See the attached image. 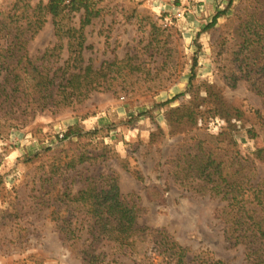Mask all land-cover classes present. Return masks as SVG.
<instances>
[{
  "label": "rangeland",
  "instance_id": "obj_1",
  "mask_svg": "<svg viewBox=\"0 0 264 264\" xmlns=\"http://www.w3.org/2000/svg\"><path fill=\"white\" fill-rule=\"evenodd\" d=\"M48 1L0 0V20L20 19L32 12L28 4ZM215 1L209 17L197 15L198 0H91L89 23L84 9H67L60 18L64 31L83 26L82 38H72L74 46L83 44L82 62L75 64L69 60L68 36L60 52L41 59L58 43L50 15L32 40L26 33L15 35L17 44L28 41L25 50L36 66L99 70L115 60L125 63L121 74L100 80L111 83V91L95 92L74 108L35 113L24 97L0 111V264H169L166 247L156 238L163 235L189 250V264H257L246 259L244 245L226 239L227 203L197 181L181 186L173 177L177 159L193 153L200 140L208 139V148L219 147L211 141L227 124L215 113L217 98L241 114L233 121L237 149L243 155L262 150L264 157V96L257 92L264 87V39L253 46L243 37L248 8L264 0ZM217 16L216 25L206 29ZM11 42L2 41L1 47ZM16 66L26 68V57ZM194 104L197 129L174 132L168 112ZM76 126L83 137L66 140L68 129ZM81 152L99 158L67 168ZM112 174L123 195L139 196V225L163 235L131 248L92 245L90 216L68 197L92 179ZM255 177L264 180V160H257Z\"/></svg>",
  "mask_w": 264,
  "mask_h": 264
},
{
  "label": "trees",
  "instance_id": "obj_2",
  "mask_svg": "<svg viewBox=\"0 0 264 264\" xmlns=\"http://www.w3.org/2000/svg\"><path fill=\"white\" fill-rule=\"evenodd\" d=\"M27 6L29 10L32 9L30 14L27 10L20 19L9 16L8 19L0 20V111L26 97L27 106L32 103V110L35 113L62 112L83 104L95 92L111 91L114 88L111 83L105 85L100 80L104 82L108 75L121 74L124 61L115 60L99 70L93 69L90 65L83 68L71 64L53 69L54 66L34 64L25 50L28 41L23 40L21 44L15 43L18 39L15 35L18 33H26L32 40L43 29L47 16L50 15L58 43L46 50L41 59L45 61L47 57L60 52L63 49L62 40L68 36L69 60L73 64L82 62L83 44L80 42L78 46H74L72 38L76 40L82 38L78 35H82L83 26L79 30L70 27L64 31L60 18L67 9L71 11L84 9L86 23H89L91 0H74L69 5H66L64 0H49L46 5L40 4L33 8L29 4ZM15 8L18 10L16 4L13 9ZM16 14L14 13L13 16ZM217 18L218 16L206 29L213 28ZM249 23L250 27H248ZM244 24L247 28L243 30L245 43L252 41L249 44L261 46L264 39V1L248 8V20ZM247 30L252 33H247ZM249 34H252L253 39L246 37ZM10 38L12 42L9 46L1 47V42H8ZM24 57H26V68L18 70V66L13 67L14 62L19 65ZM22 72L24 77L21 76ZM23 78L26 85L22 83ZM193 78L194 75L190 81ZM263 89L257 90L261 96H264ZM211 97L213 96L210 94L208 99L210 100ZM214 106L215 113L227 124V128L216 138V141H211L213 145L219 147L208 148L206 145L208 139L200 140L193 153L188 152L177 159L179 171H176L173 177L181 186L197 181L211 196L226 202L230 210L229 217L224 219L226 239L234 245H244L248 261L255 258L257 264H264V180H255L256 162L264 160L263 152L259 150L253 155H243L237 149L234 135L237 125L233 123L234 120H241V114L239 112L234 114V109L228 107L220 98L216 99ZM197 108L198 105L194 104V106L170 110L168 112L169 126L174 132H186L185 135L192 132L194 128L197 129L199 121ZM82 132L78 126L70 127L64 138L66 140L74 137L82 138ZM251 132L250 129L249 133L252 134ZM152 137H155V133ZM253 137L255 136L252 135ZM98 158L99 156L81 152L70 159L67 168L74 169L87 162L93 163ZM137 178L140 180L139 177ZM68 201L72 203V206L79 210L81 208L86 215L90 216L93 226L87 233L92 245L106 242L131 248L156 233L163 235V232L139 225L140 213L143 211L140 198L135 194L123 195L115 174L101 175L99 178L92 179L76 195L68 197ZM63 232L66 236H70V239L75 238L72 231L64 230ZM163 236H156V238L161 247H166L165 252L169 254L168 259L171 260L169 264H189L187 261L189 250L166 235ZM211 264L226 263L213 260Z\"/></svg>",
  "mask_w": 264,
  "mask_h": 264
},
{
  "label": "crops",
  "instance_id": "obj_3",
  "mask_svg": "<svg viewBox=\"0 0 264 264\" xmlns=\"http://www.w3.org/2000/svg\"><path fill=\"white\" fill-rule=\"evenodd\" d=\"M198 2L201 3L198 5L199 11L197 15H201V13L205 12L206 17H209L211 16V14L212 15L214 14V10L217 8L215 5L216 4L215 0H198Z\"/></svg>",
  "mask_w": 264,
  "mask_h": 264
},
{
  "label": "built area",
  "instance_id": "obj_4",
  "mask_svg": "<svg viewBox=\"0 0 264 264\" xmlns=\"http://www.w3.org/2000/svg\"><path fill=\"white\" fill-rule=\"evenodd\" d=\"M74 0H64L65 3L71 4Z\"/></svg>",
  "mask_w": 264,
  "mask_h": 264
}]
</instances>
